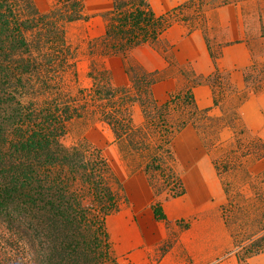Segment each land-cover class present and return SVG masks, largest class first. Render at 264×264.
I'll list each match as a JSON object with an SVG mask.
<instances>
[{
    "label": "rangeland",
    "instance_id": "374dc122",
    "mask_svg": "<svg viewBox=\"0 0 264 264\" xmlns=\"http://www.w3.org/2000/svg\"><path fill=\"white\" fill-rule=\"evenodd\" d=\"M57 2L35 0L42 12ZM145 3L167 28L126 60L100 55L120 21L115 0H85V18L68 24L73 93L92 88L94 60L114 87H129L125 67L136 61L161 72L158 101L173 100L165 114L173 127L160 137L170 141L167 166L153 174L100 119L73 121L63 138L101 148L125 187L128 201L106 220L117 263L264 264V0ZM130 113L143 123L138 103Z\"/></svg>",
    "mask_w": 264,
    "mask_h": 264
},
{
    "label": "trees",
    "instance_id": "16d2710c",
    "mask_svg": "<svg viewBox=\"0 0 264 264\" xmlns=\"http://www.w3.org/2000/svg\"><path fill=\"white\" fill-rule=\"evenodd\" d=\"M84 4L58 0L42 12L35 0H0V264H118L106 220L128 201L126 190L101 148L85 137L64 143L73 121H104L146 173L167 166L170 141L160 137L173 127L165 119L173 100L154 95L159 70L127 63L130 86L119 89L94 60L92 88L72 92L68 24L85 18ZM115 8L119 24L100 40L105 61L126 60L167 28L145 0H115Z\"/></svg>",
    "mask_w": 264,
    "mask_h": 264
},
{
    "label": "crops",
    "instance_id": "0c3cea01",
    "mask_svg": "<svg viewBox=\"0 0 264 264\" xmlns=\"http://www.w3.org/2000/svg\"><path fill=\"white\" fill-rule=\"evenodd\" d=\"M140 47H143V46H140ZM140 47H138V48H140ZM136 49H137V48H136ZM136 49H135V50H136ZM144 67H145V66H144ZM158 68H159V67H158ZM155 85H156V84H155Z\"/></svg>",
    "mask_w": 264,
    "mask_h": 264
}]
</instances>
